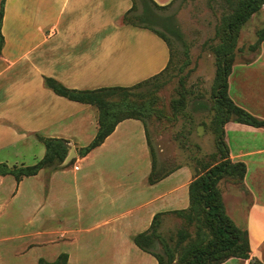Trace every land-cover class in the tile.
Segmentation results:
<instances>
[{
	"label": "crops",
	"instance_id": "1",
	"mask_svg": "<svg viewBox=\"0 0 264 264\" xmlns=\"http://www.w3.org/2000/svg\"><path fill=\"white\" fill-rule=\"evenodd\" d=\"M153 1L159 6L174 2ZM131 8L132 0L7 1L0 162L35 164L46 153L41 137L69 141L76 157L73 164L20 181L0 175V264L54 263L61 255H67L68 264H158L134 237L148 231L157 214L189 207L190 167L149 183L153 159L140 120L122 121L100 146L81 156L79 150L98 132V109L45 85L51 78L75 90L132 87L162 73L170 48L150 30L123 23ZM263 56L264 49L255 62L237 66L248 72L241 84L253 104L232 93L237 67L229 84L234 101L264 121ZM225 139L232 162L247 168L248 202L235 187L222 190V197L228 215L248 232L250 258L222 264H264V127L230 122Z\"/></svg>",
	"mask_w": 264,
	"mask_h": 264
},
{
	"label": "rangeland",
	"instance_id": "2",
	"mask_svg": "<svg viewBox=\"0 0 264 264\" xmlns=\"http://www.w3.org/2000/svg\"><path fill=\"white\" fill-rule=\"evenodd\" d=\"M230 12L228 0H175L168 8L156 11V18L145 16V24L168 40L171 64L142 89L131 95L116 94L109 100L126 99L129 109L144 124L157 175L183 166L190 167L194 176L203 175L224 161L226 155L219 139L234 118L230 117L224 125L223 114H218L215 82L219 65L227 54L232 67L230 81L237 66L255 62L264 49V41L260 42L264 31L262 7L238 30L235 43L221 50L226 36L223 20ZM245 71L236 68L231 89L237 97L253 104L255 99L241 84L244 75L248 76ZM229 96L240 106L231 97L230 84ZM219 187L221 190L235 187L243 193L246 202L249 200L248 191L239 185L222 180ZM155 232L152 250L166 264H186L185 250L192 244L206 243L214 235L211 224L202 214H195L191 220L176 213L164 214L159 217Z\"/></svg>",
	"mask_w": 264,
	"mask_h": 264
},
{
	"label": "trees",
	"instance_id": "3",
	"mask_svg": "<svg viewBox=\"0 0 264 264\" xmlns=\"http://www.w3.org/2000/svg\"><path fill=\"white\" fill-rule=\"evenodd\" d=\"M8 0H0V56L4 47V35L2 32L4 10ZM132 0V8L124 15L123 23L126 25L148 29L161 37L169 46L168 40L159 32L145 24V16L156 18V11L164 10L168 6H159L153 0ZM175 2V0H174ZM231 12L224 18L223 26L226 36L221 46L222 49H229L231 44L235 43V36L238 30L251 18L253 14L264 7V0H228ZM173 4V2L171 3ZM141 11V12H139ZM264 41V31L261 33L260 42ZM170 48V46H169ZM227 54L223 58V63L219 65L215 90L218 99L220 113L223 114L222 123L225 125L229 122V118L233 117L235 123H242L253 127H264V121L254 116L244 108L236 105L229 96V81L232 67L229 60L226 59ZM172 56L170 50L171 64ZM166 68V69H167ZM165 69V70H166ZM164 70V71H165ZM163 71V72H164ZM162 72V73H163ZM158 74L151 79L143 81L132 87H108L96 90H75L68 89L51 78H45V85L59 96L65 97L72 101L89 104L98 109L99 113V128L93 141L85 148L79 150V155L84 156L100 146L105 139L110 136L116 129L119 123L127 119L140 120L129 109L130 106L127 100L113 102L109 100L111 96L131 95L137 90L142 89L150 82L161 76ZM46 148L45 156L33 165L25 166H9L6 163L0 162V175H12L17 181L25 177L37 175L41 170L49 172L61 168L66 158L68 157L71 146L70 142L58 138H40ZM219 143L225 153L224 161L208 170L203 175L194 176L193 182L189 187L190 205L184 210H177L169 213H176L186 219L191 220L195 214H202L211 224L214 235L209 241L198 242L190 245L185 250L186 264H222L231 258H239L248 260L250 258V247L248 240V232L245 228L237 226L227 214L225 204L222 197V190L219 187L221 181L229 182L233 185H239L246 190L244 186V178L247 168L244 163H234L230 159L229 148L225 139V132ZM153 159L152 172L149 175L148 181L150 184H155L173 171L157 175L155 172L154 153L150 148ZM73 160L70 164H73ZM164 214L160 213L154 217L152 226L144 233L134 237L135 244L144 252L153 255L158 264H166L164 259L152 250L155 245L154 239L156 236L155 226L159 217ZM213 260V261H211ZM67 255H61L54 263H46L43 260L39 264H68ZM169 264V263H168ZM251 264H261L259 261H254Z\"/></svg>",
	"mask_w": 264,
	"mask_h": 264
},
{
	"label": "water",
	"instance_id": "4",
	"mask_svg": "<svg viewBox=\"0 0 264 264\" xmlns=\"http://www.w3.org/2000/svg\"><path fill=\"white\" fill-rule=\"evenodd\" d=\"M75 157H76V152H75V149L72 148V149L70 150V153H69L68 157L66 158L65 163H69V162L72 161Z\"/></svg>",
	"mask_w": 264,
	"mask_h": 264
}]
</instances>
